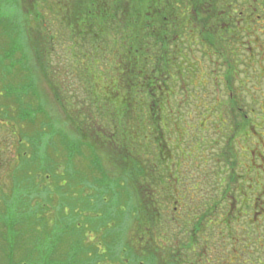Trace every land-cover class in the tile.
Segmentation results:
<instances>
[{
  "label": "rangeland",
  "instance_id": "1",
  "mask_svg": "<svg viewBox=\"0 0 264 264\" xmlns=\"http://www.w3.org/2000/svg\"><path fill=\"white\" fill-rule=\"evenodd\" d=\"M78 3L79 0H8V6L3 11L4 16L14 11L18 19L22 17L26 23H23L22 29L23 50H17L15 58H22V54L27 56L18 71L20 76L32 81V89L19 97L22 99L19 103H15L13 97H0V264L139 262V258H134L138 256L133 251L136 250L137 241H133L132 236L137 227V211L141 207L134 184L128 178L119 176L126 170V164L116 144L123 139V135L119 134L123 129L119 128L134 125L132 134L126 133L125 136L135 143L143 141L145 146H150L153 144L152 135L151 138L147 135L156 128L145 118L144 122L136 119L140 116L142 105V97L137 92L129 97L128 109L133 113L123 112L121 101H127V92L123 87L129 82L126 83V78H122L120 84L117 75L109 70L111 60H107L111 59V54L107 50L94 51L89 37L85 43H79L70 29L60 22V19L65 18L62 6L72 8ZM33 9L39 13V18L35 17ZM67 14L70 15V11L67 10ZM34 19L44 21L37 24ZM48 23L51 32L46 31ZM36 25L39 27H36L38 34L40 32L48 37L52 33L57 36L56 39L40 41L36 32H31L28 39L26 34L29 36L28 32ZM147 35L145 37H149ZM7 36L0 32V47L9 41ZM102 36L108 35L102 33ZM160 40L155 38L149 44L151 49L152 45H157L153 52L159 51ZM100 52L103 53L97 58L96 53L100 55ZM72 55L79 59H74ZM179 61L180 57L175 56L172 68H179ZM8 64L7 60L0 64V88L12 81L10 78L1 79L4 67H8ZM191 75V68L183 67L180 72L175 70L170 73L166 82L179 80L183 93L195 106L197 101ZM184 80L188 82L186 86ZM90 88L93 91L90 92ZM171 91L168 90L164 97L162 95L159 98L157 113L169 146V156L167 154L159 175L162 185L155 187L151 179L147 180V200L149 196L154 198L150 193H154L156 188L160 192L161 187L168 188L167 184L174 182L178 185L185 177L189 178L191 189L196 184L201 187L199 182L203 184L206 178L215 174L225 178L244 175L238 160L242 159L243 149L235 150L233 162L230 157V162L217 163L213 158L215 148L211 146L213 133L200 134L201 120L207 116V112L199 111L198 119L184 120L181 114L184 105L180 103L178 83L172 86ZM3 92L8 96L10 90L6 87ZM115 94L118 95L113 96ZM107 96H110L113 107L105 102ZM93 106L101 111V116L97 117ZM20 108L23 109L22 118L19 117ZM143 116L151 119L149 114L144 113ZM153 150L151 148L150 151ZM149 153L148 158L150 155L151 161L156 164V157ZM180 166L183 169L181 177ZM100 168L109 179L103 183L104 187L94 182L101 176ZM155 178L158 180L155 176L154 181H157ZM183 184L187 188V182ZM205 187L212 191L210 182ZM177 188L179 191H174L173 198L168 200L170 213L173 211L176 218H181L186 215V210L190 211L188 217L200 212L194 203L182 198L184 191L179 186ZM162 193L167 194V191L164 189ZM236 199V205L229 199L231 205L225 203L229 209L220 204V209L215 211L219 221L220 214L225 212L237 216L230 223V228L235 234H243L233 244L235 255L242 253L243 258L234 259L232 263L264 264V228L261 229L256 222L249 228L251 215L244 214L245 210L250 209L249 204L239 207L241 198L236 196ZM218 230L215 227L210 232L205 231L211 237V233H216L212 240L217 245L220 240ZM148 245L146 252L154 253L153 247ZM239 247L242 248L241 252ZM261 248L262 256H259ZM140 259H143L144 264H152L144 255ZM165 261L167 264H176L174 258H164L163 263Z\"/></svg>",
  "mask_w": 264,
  "mask_h": 264
},
{
  "label": "trees",
  "instance_id": "2",
  "mask_svg": "<svg viewBox=\"0 0 264 264\" xmlns=\"http://www.w3.org/2000/svg\"><path fill=\"white\" fill-rule=\"evenodd\" d=\"M142 1H144L142 3L145 4L147 0ZM86 2L87 0H79V3L72 8L67 7V5L62 6V9L65 10V12H63L65 18L60 19V22L70 29V32L75 35L78 42L85 43L86 38L89 37L91 38L94 51L99 52V50H107L109 54H111V59L107 60H111L109 62V66H111L109 70L117 75L120 84L122 78H126V83L129 82V84H125L124 87L121 85L127 92V101H125V99L121 101L123 112L125 114L128 112L133 113L128 109L129 97L134 92H137L142 97V105L140 116L136 119L140 122H144L145 118L149 123L155 124L156 128L153 133H148L147 135L149 138H151L150 135H152L153 144L150 146H145L143 141L135 143L125 136L126 133L132 134L134 125L119 128L120 130L123 129V131L119 133L123 135V139H120L119 144H116V146H119L121 149L122 161L126 164V170L119 173V176L124 177V179L128 178V180L134 184L141 207V209L139 208V211H137V227L132 236L133 241H137L135 247L137 251L139 247L138 252L133 250L138 254V256L134 258H139L138 264H144L143 259H140L143 255L146 256V259L152 264H156L157 261H159L160 264L161 262L162 264H167L166 261L163 263V259L169 257L172 259L174 258L176 264H233L232 262L226 261L228 255V242L230 240L227 231L230 227V223H232L237 216L225 212V214H220L221 219L219 221V216L214 215L215 205H217L219 209L220 204L229 209V205L225 204L229 201L227 196H223V194L226 195V190H223V193L214 194V192L205 187L206 184L209 185V182L211 184V178H206L203 184L199 182V184L202 185L201 187L196 184L197 187L194 186L190 189L191 184L188 183L189 178L185 177L184 180L178 182V185L177 182H174L168 183V188H164V186L160 188L162 191L165 189L167 194H163L162 191L157 192L156 188L154 193H150L151 196L154 195V198L149 196L147 200L148 195L145 184H147L148 179H151L154 186L162 185L161 181H159V175L162 172L164 160L166 161L169 151V146L164 135L165 132L160 128V118L157 113L159 112V98H161L162 95L164 97V95L168 93V90L172 93V87H168L165 82H162L163 78L165 79V72L162 70L156 72L150 70L148 68L149 63L147 62L151 53L150 51L153 52V50L157 48V45H152V49L149 47V44L151 45L153 43L152 41H155V38L161 39L158 49L160 52H163V34L167 31L164 20H157L155 28L151 29L148 19H133L136 7L135 0H89L88 4L85 5ZM6 6H8V0H0V32L8 35L7 37L9 38V41L5 42V44L0 47L2 50L0 52V64L4 63L6 60L9 61L8 67H4V73L1 79L6 80L10 78L12 81L9 82L10 84H8V86L5 85L0 88V97H13V101L19 103L22 101L19 97L25 96L28 91L32 89V81H30L29 78L20 76L18 71L21 69L22 62L27 56L22 54V58H15L17 50H23L21 38L23 37V25H26V23L21 19L22 17L18 19L14 11L4 16L3 11ZM16 8L19 12L20 6L18 3L16 4ZM33 10V13L36 15L35 17L39 18V13L35 9ZM67 10L70 11V15L67 14ZM26 19L29 21L28 18ZM42 21L44 20L34 19V22L37 24ZM47 25L46 31L51 32L50 24L48 23ZM37 26L38 25L28 32L29 36L26 34L28 39L30 35H32L31 32H36L37 38L40 41L45 42L46 40L56 39L57 36L52 33H49L48 37L40 34V32L39 35L37 31L39 27ZM102 33H107L108 36L103 37ZM138 33L142 35L138 36ZM146 34H148L147 36L149 37H145ZM139 37H141V39H138ZM100 53V55L96 53L97 58H100L103 52ZM72 56L74 59L77 58L74 55ZM105 57L107 56L105 55ZM79 64L81 65V61ZM122 75L126 76L122 77ZM16 80L19 81L15 82ZM6 87L10 90L8 96L3 92L6 90ZM91 88L90 92L93 91ZM24 90L25 92H23ZM116 95L118 94L113 96ZM107 97L108 99H106L105 102L111 104L110 96ZM165 102H168L167 99H165ZM30 106L28 109H30ZM93 107L94 113H98L96 114L97 117L101 116V111L95 108V106ZM115 109L114 106L113 110ZM22 110L21 108L19 110L20 118L23 117ZM142 113L149 114L151 119H147ZM123 121L125 120L123 119ZM43 128L45 129L44 126ZM150 147L152 149L154 148V150L150 151ZM148 153L156 157V164L151 161L152 158H150V155L148 158ZM206 166H208V164H206ZM94 167H97V165ZM182 170L180 166L179 177L182 175ZM99 171L101 176L99 175L94 182L101 183L102 187H104L103 183L109 179L101 168ZM153 176H156L158 180L155 178L157 181H154ZM164 176L166 177L165 174ZM132 178H134L136 182ZM114 181L117 182L115 179ZM185 181L188 184L186 191L187 198L184 196H182V198L184 197L185 201L186 199L190 200L191 204L194 203L200 212H191L192 214L188 217V212L190 213V211L186 210V215H183L181 218H176L173 211L171 213L169 211L168 200L173 198L174 191H179L177 188L178 186L183 191L185 190L184 186L186 185L183 184ZM203 191L205 192L203 193ZM117 200L118 199H116V202ZM174 200L177 201V199ZM109 201H107V203ZM216 218L218 219V223L215 222ZM216 224H218V227L215 226ZM215 227L219 229L218 232L220 233L218 245L213 243L215 241L214 239L212 240L216 233H211L212 237L211 235L205 234V231L208 230L210 232ZM136 234L137 236L135 237L134 235ZM241 236H243V234ZM147 245L153 247L154 253L146 252ZM241 249V247L238 248L239 252H241ZM134 252L132 254H134ZM238 255L241 256L242 253H237V256ZM216 256H218V258H216ZM235 259L237 260L239 258L236 257ZM172 263L170 262V264Z\"/></svg>",
  "mask_w": 264,
  "mask_h": 264
},
{
  "label": "flooded vegetation",
  "instance_id": "3",
  "mask_svg": "<svg viewBox=\"0 0 264 264\" xmlns=\"http://www.w3.org/2000/svg\"><path fill=\"white\" fill-rule=\"evenodd\" d=\"M142 2L135 0L133 19H148L151 29L155 28L154 22L163 19L167 29L163 34V52L150 53L148 68L164 71L162 82L168 87L178 83L184 120L198 119L199 111L207 112L201 120L200 134L213 133L211 146L215 148L213 158L217 163L230 162V157L233 162L235 150L243 149L242 159L238 160L244 175H214L212 192L226 190L229 204L232 200L236 205V196L241 198L239 207H250L244 211L251 215L249 228L254 222L264 228V0ZM175 56L180 57L179 68H172ZM183 67L192 71L195 106L183 93L179 80L166 82L170 73L180 72ZM184 83L188 84L186 80ZM184 187L183 196L187 198ZM217 208L215 205L214 215ZM227 233L230 240L226 261L243 258L235 255L233 246L234 240L243 236L230 227Z\"/></svg>",
  "mask_w": 264,
  "mask_h": 264
}]
</instances>
